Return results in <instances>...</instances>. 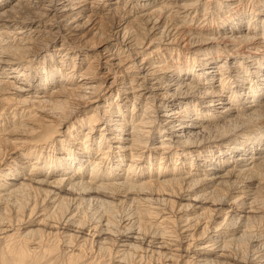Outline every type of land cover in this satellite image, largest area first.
Instances as JSON below:
<instances>
[{
  "label": "bare ground",
  "instance_id": "6f19581e",
  "mask_svg": "<svg viewBox=\"0 0 264 264\" xmlns=\"http://www.w3.org/2000/svg\"><path fill=\"white\" fill-rule=\"evenodd\" d=\"M0 240L264 264V0H0Z\"/></svg>",
  "mask_w": 264,
  "mask_h": 264
},
{
  "label": "rangeland",
  "instance_id": "374dc122",
  "mask_svg": "<svg viewBox=\"0 0 264 264\" xmlns=\"http://www.w3.org/2000/svg\"><path fill=\"white\" fill-rule=\"evenodd\" d=\"M103 45H105V43H100V45H99V48H102L103 47ZM88 48H90V52H94L95 51V49L96 48H94V47H89L88 46ZM98 48V49H99ZM75 120V119H74ZM16 136H18V138H24L25 137V135L26 134H20V133H17V134H15ZM91 211H89L88 212V216L90 217H92L93 215H94V209H90ZM123 210V209H122ZM167 210H170V209H166V211ZM125 211V210H124ZM189 212H191L192 210H188ZM120 212H122L121 210L118 212V213H120ZM126 212V211H125ZM40 212H38L37 214H36V216L39 214ZM172 214H178V211L177 212H173ZM36 216H34V217H36ZM90 217V218H91ZM34 219H36V218H34ZM32 223H34V222H32ZM31 223V224H32ZM261 225V222H256L253 226H252V228H254V229H252L254 232H257V233H259L258 232V230L260 229V226ZM256 228V229H255ZM248 241V242H247ZM3 245V243H2V241L0 240V248H1V246ZM248 246L247 247V249L248 250H251V249H253L254 248V242H251V241H249V240H245L244 242H243V246ZM247 250V251H248ZM61 253V254H60ZM59 254H60V260L57 262V263H55V264H65V263H63L62 261L66 258V252L65 251H63V250H61L60 252H59ZM180 259V260H179ZM179 259H178V264H185V259H186V257H183V256H180L179 257ZM67 264V263H66ZM154 264H160V263H154Z\"/></svg>",
  "mask_w": 264,
  "mask_h": 264
}]
</instances>
